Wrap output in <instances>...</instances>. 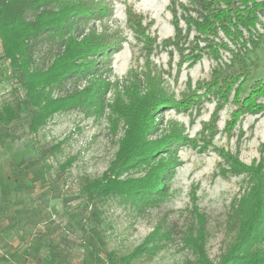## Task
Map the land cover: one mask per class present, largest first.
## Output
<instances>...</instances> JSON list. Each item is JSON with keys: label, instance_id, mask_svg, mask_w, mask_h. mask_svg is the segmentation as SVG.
Masks as SVG:
<instances>
[{"label": "rangeland", "instance_id": "obj_1", "mask_svg": "<svg viewBox=\"0 0 264 264\" xmlns=\"http://www.w3.org/2000/svg\"><path fill=\"white\" fill-rule=\"evenodd\" d=\"M170 1H77L86 10L101 13L85 14L76 31L79 39L89 35L93 54L104 56L95 59L103 61L101 76L88 74L82 82L98 97L79 112L49 113L33 133L27 130L26 117L0 124V250L14 262L106 264L103 252H112L115 260L107 264H121L122 256L158 228L160 235L151 237L153 250L130 264H195L194 249L180 237L199 215L207 223L203 243L207 260L221 263L233 235L227 216L247 190L244 175L234 173L227 161L248 166L258 159L264 116L233 120L240 95L236 87L229 95L217 89L212 78L216 63L208 56L192 66L180 61L170 42L174 34ZM180 26L184 28L182 22ZM1 50L0 46V110L24 98ZM252 60L242 96L255 81L264 80V44ZM51 97L49 92L45 99ZM125 136L128 143L141 141L155 153L133 164L118 180L129 188L160 170V179L153 180L163 179L165 184L155 190L165 192L150 196L144 206L142 193L110 195L94 202L99 215L95 219L90 215L93 220L88 221L94 206L84 196L82 180L109 170ZM51 148L55 151L43 161L17 175V192L2 189L5 182L13 184L6 177L19 160H36L41 150ZM93 230L98 236L91 237ZM164 231L171 235L162 237ZM259 240L264 251V236ZM90 250L103 259L89 258Z\"/></svg>", "mask_w": 264, "mask_h": 264}, {"label": "trees", "instance_id": "obj_2", "mask_svg": "<svg viewBox=\"0 0 264 264\" xmlns=\"http://www.w3.org/2000/svg\"><path fill=\"white\" fill-rule=\"evenodd\" d=\"M77 1L0 0L1 51L11 63L15 82L24 91V98H17L15 103L1 107L0 124L3 126L26 117L27 130L33 133L45 124L49 113L79 112L81 106L98 97V94L88 91L86 86L82 87V82L88 74L101 76L103 61L95 59L102 60L104 56L93 54L87 40L89 35L79 39L76 31L85 14L99 16L101 13L86 10L87 6ZM187 2L183 4L171 0L168 6L174 30L170 42L179 54L180 61L192 66L208 56L216 63L212 78L217 83V89L229 95L236 87L240 95L232 113L233 120L245 115L263 117L264 80L255 81L244 96L242 90L255 64L252 56L264 44V0ZM223 54L228 55L226 60ZM49 92L54 98L45 99ZM54 151L53 148L41 150L36 160H19L10 178L6 177V181L13 184L7 186L5 182L2 189L17 192V175L30 171L31 166L40 163ZM152 153L155 152L151 147L143 145L141 141L128 143L125 136L115 163L107 172L96 178L84 176L82 190L88 203L94 206L88 221L93 220L90 215L94 219L99 215L94 202L110 195L142 193L140 204L144 206L150 202V196L165 192L155 190L159 184L160 188L165 184L163 179L160 183L153 180L154 177L160 179V170L147 174L140 179L141 183L129 188L118 180L136 162L150 159ZM258 153V159L248 166L235 163L233 159L227 161L234 173L244 175L247 190L233 204L227 216L228 231L233 235L220 264H264V251L259 244V239L264 236V143L260 145ZM167 167H171L170 162ZM27 180L35 181L34 178ZM159 231L155 229L152 235L132 252L122 256L119 262L130 264L138 256L151 252L154 243L151 237L160 235ZM92 232L91 237L98 236L95 230ZM170 235L171 231H164L162 237L168 238ZM207 235L206 220L199 215L195 217L194 225L186 226L181 233L180 240L193 248L192 252L198 257L195 264H212L203 250ZM114 256L112 252H103L104 263H112ZM93 257L103 259L96 250H90L89 258Z\"/></svg>", "mask_w": 264, "mask_h": 264}, {"label": "crops", "instance_id": "obj_3", "mask_svg": "<svg viewBox=\"0 0 264 264\" xmlns=\"http://www.w3.org/2000/svg\"><path fill=\"white\" fill-rule=\"evenodd\" d=\"M0 248H1V245H0ZM0 264H20V263L14 262L13 260H11V257L9 254L3 253L0 250ZM22 264H25L24 261L22 262ZM30 264H35V263H30Z\"/></svg>", "mask_w": 264, "mask_h": 264}]
</instances>
